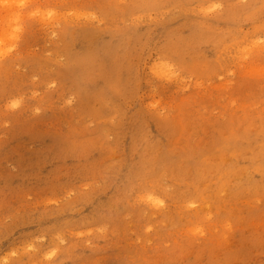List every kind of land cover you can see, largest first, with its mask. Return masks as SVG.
Instances as JSON below:
<instances>
[{"label": "rangeland", "instance_id": "374dc122", "mask_svg": "<svg viewBox=\"0 0 264 264\" xmlns=\"http://www.w3.org/2000/svg\"><path fill=\"white\" fill-rule=\"evenodd\" d=\"M0 64V264H264V0H0Z\"/></svg>", "mask_w": 264, "mask_h": 264}, {"label": "bare ground", "instance_id": "6f19581e", "mask_svg": "<svg viewBox=\"0 0 264 264\" xmlns=\"http://www.w3.org/2000/svg\"><path fill=\"white\" fill-rule=\"evenodd\" d=\"M162 1H164V0H162ZM166 1H170V0H166ZM256 44L257 43L254 42V45H256ZM151 63H152V65L148 68L150 75H152L153 77L160 79V80L166 79L169 81L172 79V77L174 75V70L169 65H166L163 62L157 63L155 59ZM1 65L2 64H0V66ZM68 104H70V102H68ZM14 105L17 106V103H15ZM156 198H151L150 203L153 204L155 208H157L159 210H163L164 209L163 208L164 207L163 198H158V199H156Z\"/></svg>", "mask_w": 264, "mask_h": 264}]
</instances>
